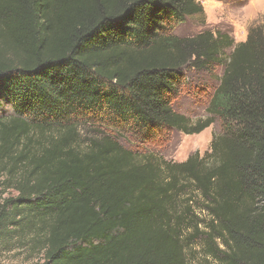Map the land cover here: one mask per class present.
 <instances>
[{
    "label": "trees",
    "instance_id": "16d2710c",
    "mask_svg": "<svg viewBox=\"0 0 264 264\" xmlns=\"http://www.w3.org/2000/svg\"><path fill=\"white\" fill-rule=\"evenodd\" d=\"M203 14L202 0H0V241H26L39 264H192L204 237L214 264H264V22L239 44L175 35ZM221 65L209 118L174 111L185 72ZM216 120L211 151L183 163L118 139ZM82 122L98 128L84 142Z\"/></svg>",
    "mask_w": 264,
    "mask_h": 264
},
{
    "label": "rangeland",
    "instance_id": "374dc122",
    "mask_svg": "<svg viewBox=\"0 0 264 264\" xmlns=\"http://www.w3.org/2000/svg\"><path fill=\"white\" fill-rule=\"evenodd\" d=\"M204 14L192 17L188 22L180 26L175 35L181 38H190L204 31L227 33L231 35L236 44L245 42L249 30L264 22V0H202ZM227 55L231 54L228 50ZM223 65L213 71H189L185 72L183 90L172 100V107L177 113L186 116L192 123L209 118L207 112L211 98L220 85L223 76ZM81 141L84 142L96 136L98 128L94 125L88 127L81 123ZM223 133L219 120L198 135H185L172 131L169 135L159 138L156 144L141 146L131 137L118 138L121 145L141 155L151 153L159 156L167 162L183 163L195 153L205 156L211 151L213 140ZM16 196L12 190H8L3 199ZM182 197L194 201L195 215L202 222L200 228H204L209 221V215L203 207L200 195L187 191ZM205 204V203H204ZM205 238L194 241L187 249L188 258L192 264H214L211 258L205 257ZM42 262V254L39 250H32L26 241L17 240L9 235L0 241V264H39Z\"/></svg>",
    "mask_w": 264,
    "mask_h": 264
}]
</instances>
